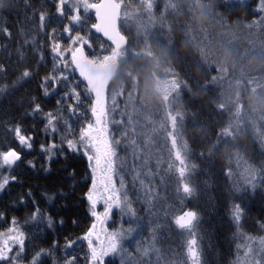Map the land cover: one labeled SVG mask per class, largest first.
<instances>
[{
	"label": "snow or ice",
	"instance_id": "1",
	"mask_svg": "<svg viewBox=\"0 0 264 264\" xmlns=\"http://www.w3.org/2000/svg\"><path fill=\"white\" fill-rule=\"evenodd\" d=\"M18 5L19 0H0V13L17 9ZM53 6L55 12L49 13L43 0L40 9L30 0H23L25 24L34 25L41 34L48 24L56 23L57 27L48 33V44L37 46L35 38L32 39L33 55L38 57L35 68L21 69L17 65L10 69L0 63V78L6 77L10 70L18 72L15 87L39 76L43 98L58 97L55 108L47 112L38 102L40 97H31L28 101L31 111H25L24 117L42 114L43 131L50 138L46 144H40L45 159L40 170L51 173L52 164L63 161L60 170L64 178L71 181V198L77 201L73 207L84 211L82 214L73 212L68 218L70 224L64 217L57 220L41 208L40 200L29 188L14 198L16 203L30 204L32 209L23 223L15 216L9 220L0 212V219L5 222L0 228V264H22L27 248L34 250L28 264H45L48 258H53L52 264H81V259L85 264H207L204 259L206 233L201 229L204 215L198 206L189 205L198 201L202 193L216 187L220 178L227 187L225 213L235 228L233 239L244 241L236 243L237 251L243 250V259L238 256L234 264H264V237L254 238L242 231L246 216L244 198L254 197L258 191L264 197V158L256 164L251 162L252 156L238 154L228 166L216 168L211 158L201 153L205 166L199 167L186 163L179 152L175 154L178 163L174 162L169 149L167 159L159 151L155 153L158 158L156 171H153L150 167L152 138L138 130L131 115H127L125 121L126 114L121 109L120 119L115 118L119 97L110 96L104 75L94 71L96 67H107L127 45L126 37L119 30L118 9L123 5L118 2L111 5L114 27L104 23V6L92 0H53ZM148 7L151 10L153 5ZM213 7L229 16L238 9L243 10L245 18L249 14V0H219ZM255 12L259 13V18L245 23L244 27L258 37L264 36V0H258ZM92 13L95 22H90ZM74 29L78 30L74 32ZM19 31L23 34L25 29ZM0 32L12 36L7 26H0ZM63 39L68 43L62 45ZM97 47L103 54H90L95 53ZM47 53H50V67ZM20 58L25 60L23 52ZM8 90L7 85H0V95ZM7 123L11 127H5V139L0 141V195H9L11 186L21 182L17 173L25 163L24 150H33L36 134L35 125L29 130L22 122ZM257 135L264 137V129ZM260 148L264 150V139L260 141ZM121 149H131V163L119 155ZM260 156L264 157V151ZM77 164L84 167L78 170ZM27 167L35 170L34 160H28ZM128 175H131L130 186L125 179ZM157 177L158 184L154 183ZM159 189L169 194L162 195ZM42 195L50 205L58 198L69 197L63 190ZM134 203L146 205V214H138ZM61 208L68 209V205ZM117 213L121 223L109 229L108 222L115 223ZM56 215L59 216V211ZM69 227L81 228L82 234L68 232L63 246L58 240L48 248L36 243L48 231ZM261 227L264 228V224ZM146 229L151 240L147 247H142V234ZM165 229L176 230L183 237V260L170 259L157 247ZM138 236L141 240L136 239ZM133 242L138 256L125 247L126 243ZM61 248L63 257L54 258V250ZM80 252L85 253L83 257L79 256Z\"/></svg>",
	"mask_w": 264,
	"mask_h": 264
},
{
	"label": "trees",
	"instance_id": "2",
	"mask_svg": "<svg viewBox=\"0 0 264 264\" xmlns=\"http://www.w3.org/2000/svg\"><path fill=\"white\" fill-rule=\"evenodd\" d=\"M118 1L123 5L122 8L124 7L125 10L134 9L135 12L133 14L136 13L137 17L140 15L147 16L141 0ZM218 2L219 0H170L171 9H168L167 11H170L163 17L176 16L177 20L171 21L174 26L172 30L175 33L173 36H170L171 46L169 48L164 47V54H166L167 58L164 59L160 56V60L162 63L167 61L170 68L176 70V74L183 83L181 89V103L184 114L183 130L186 135L185 142L189 150L191 163L204 167V162L200 157V154L204 153L205 156L211 158L216 168H221L233 162L235 153H242L246 157L252 156L254 159L251 162L258 164L264 158L260 156L261 151L264 150L260 148V143L256 141L255 134L249 129L247 120H244L243 115H241L242 112L237 107V103L234 99L229 98V94L232 91H226L220 83L216 82L218 74H220V77L225 76L227 78L229 75L223 73L217 62L213 60V57L216 55L222 58V62L223 58L227 57V62L225 64L222 63V68L224 65L234 66L236 64V45L245 44V41L243 42L245 36L253 33L249 32L244 27V24L256 18L254 15L256 13V3L255 0H249V14L245 18L241 9H238L231 16L222 14L221 9L213 7ZM30 3L35 8L40 9L41 0H30ZM43 4L49 13L55 12L53 0H43ZM28 14L31 15V12L29 11ZM24 20L23 0H19L17 9L12 11L6 10L0 13V26H7L12 33L11 37H7L0 32V63H5L10 69L17 65L21 69L24 67L35 68V62L38 57L33 55L32 39L35 38L37 46L48 44V33H51L52 28L57 27L56 23L48 24L45 33L41 34L35 29L34 25L30 23L25 24ZM188 21H190L192 26V28L191 26L188 29L186 28L192 38L190 41L179 36ZM90 22H95L94 13L91 14ZM20 28L25 29L23 34L19 31ZM76 30L78 29H74V32ZM120 30L127 39V45L124 48H132L134 46L132 34L128 33L124 28L120 27ZM235 30H237L238 35H242L238 37V41H234L236 37L234 34ZM195 33L197 38H194ZM202 37L206 39L205 43L211 47L208 54L212 58L208 56V60L205 57L206 55L202 54V50H198L199 48H197L198 45L201 48L204 46ZM61 43L62 45L67 44L68 41L67 39H63ZM194 44L196 45L195 48ZM223 46L224 49L221 50ZM213 49H216V51L212 52ZM21 52L24 53L25 60H21ZM47 54L50 67V53ZM90 54L102 55L103 53L97 47L96 52ZM118 70L121 73H123V70H127L132 77L139 78L140 80L146 72H152L151 66L141 57L136 58L128 55L127 58L119 61ZM43 74L42 71L41 76ZM18 75V72L10 70L6 77L0 78V85H7L9 88L6 94L0 95V141L5 139V127H11L7 122L12 121L14 123L22 122L23 126L29 130H32L33 125H35V142L31 152H28L27 149L24 150L25 163L21 165L17 173L21 182L11 186L9 195H0V212L5 213L9 220L15 216L23 223L24 218L27 217L32 209L30 204L21 205L16 203L14 198L22 193H26L31 188L34 196L40 200L41 208L44 211L53 214L57 220L60 217H64L70 224L68 218L73 212L79 211L82 214L84 210L83 208L75 209L73 207L77 201L71 198L72 193L69 187L71 181L65 179V174L60 170L63 161L54 162L51 173H45L40 170L41 165H45L44 154L40 152V144H46L50 137H46L43 131L42 114L34 117H24L25 111H31L28 104L31 97H40L38 102L41 103L45 112L55 108V101L58 97H52L50 100L43 98V93L40 90L39 76L32 77L27 82L22 81L13 87ZM251 76L252 79H258L257 75ZM129 80L126 86H128ZM138 96L139 101L142 98L144 102L148 95L146 96V93L142 94L138 92ZM143 105L146 104L143 103ZM157 115V112H152V116H155V119H158ZM56 140L59 143L58 137ZM163 145L165 144L161 146ZM166 150L167 147L164 148V151ZM28 160H34L36 164L35 170L27 167ZM154 163L156 165V161ZM155 165L151 168L153 171H156ZM75 166L78 170L84 167L83 164ZM156 182L157 184L159 183V177H157ZM57 190L69 193V197L66 199L58 198L50 205L42 194H52ZM159 190L162 195L169 194L165 193L163 189ZM227 199V187L223 179L220 178L217 180L216 187L207 193H202L198 201H194L189 205V207L198 206L204 215L201 229L206 233L204 259L207 264H234L241 252V250L237 251L236 243H242V241L233 239L235 228L225 213V202ZM217 200L219 201L218 204L216 203ZM244 203L246 206V216L242 222V231L254 238H258V236L264 237V228L261 227V224H264V197L258 191L254 197L248 196L244 198ZM64 204L68 205V209L61 208V205ZM136 207L139 210L138 213L142 215L146 214V210L143 207L137 205ZM58 211L59 216L56 215ZM3 226H5V222L3 219H0V228ZM68 232H74L76 235L82 234L81 228L69 227L67 229H58L54 232H46L36 240V243L40 247L48 248L52 245L53 241L58 240L60 245L63 246L64 236ZM167 242L171 243L172 246L169 247L166 244ZM163 243L167 247L162 249V251L168 258L184 259L182 254L183 237L181 235L178 238H170L165 235L163 230L160 234L158 245L162 246ZM33 251L31 248L26 249L22 263L28 264ZM84 254V252H80L79 256L83 257ZM62 257V248L54 250V258L60 259ZM52 259L48 258L45 264H52ZM81 264H85L83 259H81Z\"/></svg>",
	"mask_w": 264,
	"mask_h": 264
},
{
	"label": "rangeland",
	"instance_id": "3",
	"mask_svg": "<svg viewBox=\"0 0 264 264\" xmlns=\"http://www.w3.org/2000/svg\"><path fill=\"white\" fill-rule=\"evenodd\" d=\"M98 1L99 0H92V2ZM141 2V4L144 5L143 8L147 16L140 15L137 17L136 13L133 14L135 12L134 9L125 10L124 7H121V12L119 14V29L120 27L122 29L124 28L128 33L132 34L134 46L132 48H123L121 53L108 64L116 69L115 75L108 85L110 96L116 95L119 97V109L115 118L117 120L120 119L119 110L121 109V111L126 114L124 117L125 121L127 120V115H131L133 121L137 123L138 130L145 132L152 138L154 147L151 149L153 152V156L150 160L151 168L154 167V162L158 158L155 153L159 151L164 155L165 159H167L169 149H171L173 154L172 158L174 162L178 163V161H175V154L179 152L185 162L192 165L189 150L185 142L186 135L183 130L184 114L181 103V89L183 83L176 74V70L171 69L167 61L162 63L160 60V56L164 59L167 58L166 54H164V47L169 48V46H171L170 36H173L175 33L172 30L174 26L171 21L177 19L176 16L172 15L169 18L163 17L170 11L167 10L171 9L172 5H170V0H141ZM257 2L258 0H255V3ZM118 3L120 2L118 1ZM149 4L153 5L151 10H149ZM189 11L191 13V9ZM254 15L256 16L254 19L259 18V13H255ZM190 21L186 23L185 27L182 25L184 29L181 31V34L177 31L181 38H186L188 41L192 40L190 33L187 31L189 26H191ZM237 30L234 31L236 35L234 41H238V37L242 36L238 35ZM194 38H197L196 33ZM205 40L206 39L203 38L204 46L201 48V46L198 45L197 48H199L198 50H202V54H205L208 60V56L212 58L208 54L211 47L205 43ZM243 42L245 44L236 45L237 62L234 66L224 65L222 68V63L225 64L227 62V57L223 58V62L222 58L219 56L216 55L213 57V60L216 61L220 69L223 70L222 72L229 75L227 78L225 76L220 77V74H218V80H216V82L218 84L220 83L222 88L226 89V91H232V93L230 92L229 94V98L234 99L237 103V107L241 109V115H243L244 120H247L246 122L248 123L249 129L255 134L256 141L260 143L261 139H264V137L257 135L260 129H264V36L258 37L253 32L247 34ZM193 46L194 48L196 47L195 44ZM223 49L224 46L221 50ZM214 51H216V49L212 50V52ZM127 55L136 58L141 57L151 66L152 72H146L141 77V80L132 77L127 70H123L124 74L121 73V71L118 70L119 61L127 58ZM251 75H257L258 79H252ZM128 80L129 83L128 86H126ZM219 88L222 89L221 87ZM138 92L142 94L146 93V96L148 95L147 97L145 96L146 99L144 102L142 98L139 101ZM109 103H111V101H109ZM143 103L146 105H143ZM152 112L158 113V119L152 116ZM162 144L165 145L161 146ZM165 147H167L166 151H164ZM118 151L119 155L124 157L126 161L129 163L132 162L131 149L127 151L121 149ZM238 154L244 156L242 153H235L234 160ZM144 171H147V169H144ZM125 179L126 183L130 186L131 175L126 176ZM154 183L157 182L154 181ZM133 198L135 199V197ZM136 205L146 210V205L134 203L133 207L136 209H138ZM99 210H102V208ZM137 211L139 212V210ZM138 214L142 215L141 213ZM126 219L127 218H125V220ZM114 220L115 223H113L112 220L108 222L107 227L109 229L120 225L121 220L119 213L116 214ZM124 226L127 227L128 224L125 223ZM164 233L170 238H178L180 236V233L176 230L165 229ZM142 237V247H147L151 240L147 229L142 234ZM259 237L263 236H258V238ZM136 239L141 240V237L138 236ZM243 242L244 241H242V243ZM166 244H168L169 247L172 246L169 242ZM125 247L135 255H139L135 253V242L131 244L126 243ZM157 247L165 249L167 246L164 243L162 246L157 243ZM239 257L241 260L243 259V250H241ZM152 259H155V257L153 256ZM180 260H183V258H180Z\"/></svg>",
	"mask_w": 264,
	"mask_h": 264
},
{
	"label": "water",
	"instance_id": "4",
	"mask_svg": "<svg viewBox=\"0 0 264 264\" xmlns=\"http://www.w3.org/2000/svg\"><path fill=\"white\" fill-rule=\"evenodd\" d=\"M97 3L102 4L104 6L103 9H102L104 17H105L104 23L106 25H108L109 27H114L115 26V21L112 19L111 5L117 3V0H99ZM118 12L120 14L121 7L118 9ZM94 71L101 72L104 75L105 82H106V84L108 86L110 81L112 80V78L115 75L116 69L113 66L108 65L107 67H103V68L96 67V68H94Z\"/></svg>",
	"mask_w": 264,
	"mask_h": 264
}]
</instances>
